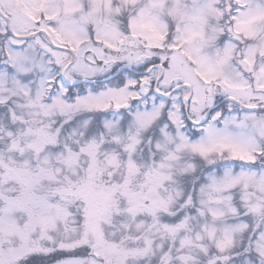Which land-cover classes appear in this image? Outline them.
Returning <instances> with one entry per match:
<instances>
[{"label":"snow or ice","instance_id":"snow-or-ice-1","mask_svg":"<svg viewBox=\"0 0 264 264\" xmlns=\"http://www.w3.org/2000/svg\"><path fill=\"white\" fill-rule=\"evenodd\" d=\"M0 264H264V0H0Z\"/></svg>","mask_w":264,"mask_h":264}]
</instances>
